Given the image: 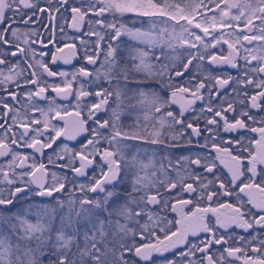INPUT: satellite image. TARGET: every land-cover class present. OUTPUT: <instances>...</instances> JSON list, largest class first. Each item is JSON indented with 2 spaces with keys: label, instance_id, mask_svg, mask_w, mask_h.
<instances>
[{
  "label": "snow or ice",
  "instance_id": "6c2138e0",
  "mask_svg": "<svg viewBox=\"0 0 264 264\" xmlns=\"http://www.w3.org/2000/svg\"><path fill=\"white\" fill-rule=\"evenodd\" d=\"M33 24L47 36L20 27ZM125 35L138 45L122 47ZM78 37L100 67L53 70ZM69 106L70 129L53 124ZM253 110L264 112V0H0V264H264ZM123 111L138 113L132 125ZM81 135L79 148L57 143Z\"/></svg>",
  "mask_w": 264,
  "mask_h": 264
},
{
  "label": "flooded vegetation",
  "instance_id": "af4514ba",
  "mask_svg": "<svg viewBox=\"0 0 264 264\" xmlns=\"http://www.w3.org/2000/svg\"><path fill=\"white\" fill-rule=\"evenodd\" d=\"M44 23H48V21L45 20ZM58 23H63V21H58ZM20 27L22 29H24L25 31H30L32 29H38L42 33V37L41 38H43V36H47V32L45 31V28H44V26L42 24H33V25H29L27 27L24 26V25H21ZM145 27H148V26L145 25ZM73 34H74V30L73 29L66 28L65 29V40L68 41V37L72 36ZM56 35L59 36L60 33L57 32ZM84 39H88V37H84ZM121 39L123 41L122 47L131 48V47H133L135 45H138V41H135V40L131 39L127 35L123 36ZM91 40H95V37H92ZM68 42H71V41H68ZM75 45H76L77 49H79V51L77 52V54L75 56L72 55V52L69 49H64V52L61 53V54H59V55H63L65 58L69 59L70 60V63L65 64L63 59L58 60L55 65H51V67L53 68V70H56V71L64 70V71H68V72H74V71H76L81 66H86L90 70H94L95 68H99L100 67V64L102 63L103 57H101L100 61H98L95 66H93V65H87L86 61L82 59V51L83 50L80 48V38L79 37L75 40ZM33 47L37 48L38 50L41 49V45L39 43L33 45ZM224 47H225V50H226L227 46L225 45ZM43 50L49 52V55L45 57V60H47V61L50 62L51 61V52L54 51V49L52 48L51 45H49L48 46V49H43ZM153 51H154V54L156 56L160 57L161 62H164V56L161 55V50L159 49V47H157ZM212 51H216V50H212ZM176 52L177 53H180V54H183L184 50H183V48H177L176 49ZM164 53L166 55H175L176 54V53H172V51L170 49H167V51L166 52L164 51ZM226 54H227V51H225V55ZM195 63L196 62L194 61L193 62V65H195ZM241 63H242V61H241ZM204 65H205V67L202 68L201 71H205V69L207 67V62L206 61L204 62ZM220 70L221 69H217L216 71H220ZM222 70L225 73L232 74L233 76H235V74H236L234 69H231V68H228V67H225ZM192 71L193 72L196 71V69H195L194 66L192 68ZM56 79L59 80V78H56ZM48 95L54 96L55 94L49 92ZM168 95L170 96V92L168 93ZM40 103H41V106L47 107V105H46V103L44 101H41ZM57 103H66V102L65 101H60L59 98H57ZM18 107H19V105H18ZM200 107H201V102L197 101V103L195 105V108L197 109V111L199 110ZM171 108L176 113H178L179 110H180L179 104H173V105H171ZM69 113H70L69 115L64 116L63 120H60L59 118H56V119H53L51 122L53 124H58V126H64L65 124H67L68 127H69V129H70L71 123H72L73 119L75 118L74 117V114H73L74 113V110H73V108L71 106H69ZM253 113L258 118L259 117H264V112H260L259 110H253ZM137 114H130L127 111H123L121 113L120 123H122L126 127L129 126V125H132L133 122H134V120H135V115H137ZM36 115L39 116V113H36ZM109 115H111V111L109 112ZM186 115L193 116V115H195V113L189 112ZM142 118L143 117H142V114H141V119ZM199 123L201 124V127H203L204 121L203 120H200ZM228 135H235V134H223V136L225 138ZM82 139H83V135L77 137L75 140H67L64 137H61V139L58 140L57 143L63 142V143H67L69 147L79 148L80 147V143L79 142ZM27 151H31V150H27ZM193 151H196V150L194 149ZM200 151L206 152V151H209V150L200 149ZM50 152H51L50 149L47 150V153H50ZM182 154H187L186 150H176L175 153H174V156L175 157H179ZM40 159L43 160L45 163H47L46 156L45 157H41ZM225 159H227V157H225ZM2 162H3V159L0 158V163H2ZM173 162H175V161H173ZM217 165H218V169H217L218 174H220L222 176L227 175V169L224 168V166L222 164H220L219 161H217ZM49 167H51V166H49ZM52 170L55 171L56 169H52ZM173 175H174V173H173ZM83 179L84 178H81V180H83ZM56 195H60V194H56ZM64 195L66 196L67 194L65 193ZM36 199L37 200L44 199L45 202H47V198H39V197H37ZM232 200H233V202H235V197H233ZM179 207L180 206L177 205V208L178 209H179ZM187 210L188 209L186 208L185 211H187ZM160 214L162 216H166L170 220L171 219H178L179 218L178 212H172L171 211V208H168L166 210L161 211ZM208 219H210L213 223L215 221V217H213L210 213L208 215ZM221 231H223V230H221ZM235 231L236 232H240L239 229H235Z\"/></svg>",
  "mask_w": 264,
  "mask_h": 264
},
{
  "label": "rangeland",
  "instance_id": "374dc122",
  "mask_svg": "<svg viewBox=\"0 0 264 264\" xmlns=\"http://www.w3.org/2000/svg\"><path fill=\"white\" fill-rule=\"evenodd\" d=\"M140 45V47H144V45H142V44H139ZM156 49V48H155ZM160 49V48H159ZM161 50V49H160ZM164 51L166 52L167 51V48H165L164 49Z\"/></svg>",
  "mask_w": 264,
  "mask_h": 264
}]
</instances>
